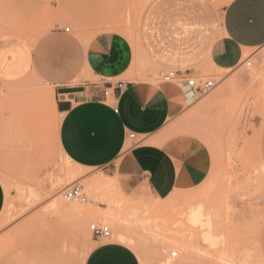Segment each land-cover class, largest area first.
<instances>
[{"label": "rangeland", "instance_id": "obj_1", "mask_svg": "<svg viewBox=\"0 0 264 264\" xmlns=\"http://www.w3.org/2000/svg\"><path fill=\"white\" fill-rule=\"evenodd\" d=\"M30 1L40 3V24L25 26L24 34L32 35L33 28L39 35L69 29L66 34L74 40L73 65L78 70L69 83L71 87L100 83L99 78L86 72L79 49L83 50L94 36L116 32L134 38L142 13L154 1L164 2L165 8L172 3L191 8L196 3L195 0ZM229 1L203 0V3L208 6L209 15L219 22ZM247 61L250 66L245 64ZM132 68V79L154 84H165L160 79L161 72L175 71L150 63L140 50ZM194 76L197 80L212 81L215 86L207 94L195 96L193 104L184 107L172 133L193 136L202 142L210 153V172L196 188L173 192L164 201L149 205L125 197L115 185L113 188L109 183L112 178L105 169H82L80 176L65 161L56 142L59 115L48 95L55 93L50 82L35 76L15 84L0 82V113L11 118H5L3 126L11 132H0V182L6 193L0 214V264H84L94 246L118 243L113 236L120 231L129 237L122 244L132 249L140 264H165L166 258L158 257L154 250L171 233L188 239L186 242L195 254L191 256L194 264H262L264 47L242 52L231 65L208 61L196 69ZM60 167L70 174L63 180L65 183L52 186L53 175ZM93 182H104L106 186L95 188ZM72 184L82 187L86 196L84 204H71L62 198L60 189ZM56 200L71 207L94 201V210L98 213L113 210L124 228L122 225L123 229L119 230L118 226L111 227L102 220L78 223L76 220L75 224L51 212V202ZM184 201L205 203L213 223L212 232L219 240L214 247L202 241L198 229L191 231L183 224L182 218L196 209ZM214 215L218 217L215 219ZM91 224L108 226L110 238H94L89 231ZM135 240L140 241H137L139 254ZM170 250L175 249L167 250L166 257L175 264L179 252L171 257ZM219 251L220 255L215 254Z\"/></svg>", "mask_w": 264, "mask_h": 264}, {"label": "crops", "instance_id": "obj_2", "mask_svg": "<svg viewBox=\"0 0 264 264\" xmlns=\"http://www.w3.org/2000/svg\"><path fill=\"white\" fill-rule=\"evenodd\" d=\"M195 2L191 8L150 3L133 40L116 32L94 36L79 48L81 63L102 83L71 87L78 73L73 38L63 30L39 35L33 28L32 35L24 34L25 26L40 24V3L0 0V82L35 76L52 84L55 93L48 95L59 115L57 146L78 175L82 169H105L113 188L142 205L196 188L210 172V153L198 138L172 133L195 96L176 84L132 79L137 50L156 66L193 75L211 60L231 65L242 52L264 47V0H230L219 22L203 0ZM105 89L110 90L106 98ZM5 118L11 119L0 113V132H11L4 130ZM64 168L57 170L63 180ZM5 202L0 182V214ZM84 264L140 262L129 247L107 242L93 247Z\"/></svg>", "mask_w": 264, "mask_h": 264}, {"label": "bare ground", "instance_id": "obj_3", "mask_svg": "<svg viewBox=\"0 0 264 264\" xmlns=\"http://www.w3.org/2000/svg\"><path fill=\"white\" fill-rule=\"evenodd\" d=\"M63 172L65 173V175L66 174L67 175L70 174L69 172H65V170ZM62 175H64V174L62 172H60V171L55 173L53 175L55 181L53 183L51 182L52 183L51 185L54 186L57 183H61V181H63V179H64V178L62 179ZM66 180H67V178L65 179V181ZM68 185H69V183H68ZM92 185H95L94 186L95 188H98V187L99 188H105L104 186H106V184L104 182H102V183L93 182ZM90 187L92 188V186H90ZM65 188L66 187L64 186V188L62 187V189H60V190L62 191ZM60 192H58L57 195H59ZM94 192H95V189H94ZM184 202L188 206L189 205H195L196 209L193 212H189L190 214L188 216H184L182 218L183 224H185V226H187L188 229L191 230V231H193L195 229H198L199 232H200V238L202 239V241L208 243L209 246L214 247L217 244V242H219V240H218V237L214 236L215 233L212 232L211 225L213 223L211 224L212 221H210V218H209L208 214L206 213L205 203H203L202 201H197V202H195V201H184ZM89 205L91 207H89ZM93 205H94V201L89 202V204L86 205V206L85 205L84 206L80 205L79 207H74V205H72V207H71V205L69 206V205H67L66 203H64L61 200H56L53 203L51 202L50 210H51V212L54 215L60 216L62 218L69 219L73 223H75L76 220H77L76 223H78V221H81V220L82 221H85V220H94V221L99 220L100 221V220H102V221H105L106 223H108V225L111 226V227H114V225L118 226L119 230L120 229L122 230L124 228V223L121 222L120 219H118V218L116 219L115 218L116 216H115V213L113 212V210L110 211V212H107V213H98L96 210L93 209L94 208ZM116 215H117V212H116ZM215 215H217L216 212H215ZM210 216H212V215H210ZM216 217H218V216H215V219H216ZM211 220H213V219H211ZM122 225H123V228H122ZM172 228H173V226H172ZM82 231H83V234L84 233L86 234V232H84L85 229L82 230ZM85 234H84V236H85V238H87ZM171 234H173V235H169L166 240H164L162 243L158 244V246L155 247L154 254L157 255L158 257H161V256L165 257L166 258V263L165 264H171L172 262L170 261V258L166 257L167 250L175 249V250H172V251L170 250V252H169V254H170L169 256H171V257H176L178 255V253L176 251L179 252L180 256H179L178 260L175 261V264H194L193 260H195V259L194 258L191 259V256H194L195 254L192 252V250H190V247H189L188 243L186 242L188 239L186 240V237L184 235H174V233H171ZM113 238L116 240V242L118 241V243H121V244L122 243H126L129 240V237H128L127 233L125 234V233H123V231L115 233ZM137 241L138 240H135L136 244H135L134 247H135V249L137 248V251H138V254H139L138 242H140V241H138V242ZM215 254L220 255V251H219V253L215 252ZM261 262H263V261L261 260Z\"/></svg>", "mask_w": 264, "mask_h": 264}, {"label": "built area", "instance_id": "obj_4", "mask_svg": "<svg viewBox=\"0 0 264 264\" xmlns=\"http://www.w3.org/2000/svg\"><path fill=\"white\" fill-rule=\"evenodd\" d=\"M64 30L65 32L69 31L68 28H65ZM245 64L247 66H250V63L248 61ZM160 79L165 83L173 82L178 86L184 87L186 89V92H188L192 96L205 95L210 92L215 86L212 81L197 80L193 74L187 71L161 72ZM100 83L102 82L100 81ZM120 87L121 84H118L117 88ZM103 96L105 98L110 96V90L105 89L103 91ZM129 137L133 138L134 135H130ZM61 196L66 202H69L71 204H84L86 202V196L79 184H72L69 187L63 189L61 191ZM89 231L91 235L98 240L108 239L111 236L110 228L106 225L91 224L89 226Z\"/></svg>", "mask_w": 264, "mask_h": 264}]
</instances>
